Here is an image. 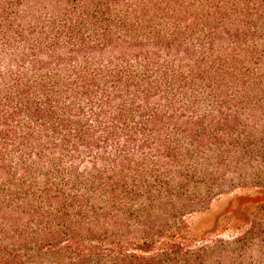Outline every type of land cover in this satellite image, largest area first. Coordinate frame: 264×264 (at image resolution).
I'll use <instances>...</instances> for the list:
<instances>
[{"label":"trees","instance_id":"1","mask_svg":"<svg viewBox=\"0 0 264 264\" xmlns=\"http://www.w3.org/2000/svg\"><path fill=\"white\" fill-rule=\"evenodd\" d=\"M264 0H0V264H264Z\"/></svg>","mask_w":264,"mask_h":264},{"label":"rangeland","instance_id":"2","mask_svg":"<svg viewBox=\"0 0 264 264\" xmlns=\"http://www.w3.org/2000/svg\"><path fill=\"white\" fill-rule=\"evenodd\" d=\"M264 203V190H238L217 199L211 208L190 218L191 234L196 240L210 236L233 235L247 224L253 210Z\"/></svg>","mask_w":264,"mask_h":264}]
</instances>
